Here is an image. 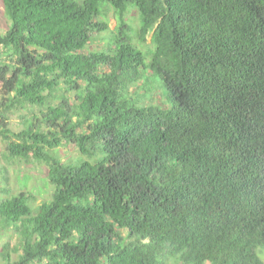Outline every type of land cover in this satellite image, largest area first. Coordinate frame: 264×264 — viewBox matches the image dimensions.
I'll return each mask as SVG.
<instances>
[{"label":"trees","instance_id":"trees-1","mask_svg":"<svg viewBox=\"0 0 264 264\" xmlns=\"http://www.w3.org/2000/svg\"><path fill=\"white\" fill-rule=\"evenodd\" d=\"M2 3L0 138L54 187L36 213L0 200L20 235L5 264H264V0ZM108 7L119 24L88 49Z\"/></svg>","mask_w":264,"mask_h":264},{"label":"rangeland","instance_id":"rangeland-1","mask_svg":"<svg viewBox=\"0 0 264 264\" xmlns=\"http://www.w3.org/2000/svg\"><path fill=\"white\" fill-rule=\"evenodd\" d=\"M100 16L107 21L108 29L97 32L92 39L88 49L105 48L109 37L116 30L119 21L114 8L108 7ZM125 20L133 27L132 40L133 42L146 49L151 43V34L148 35L146 41H142L136 30L139 29L141 21L136 9H131L125 14ZM8 19L5 16L4 6L0 0V30L3 32L7 29ZM3 95V84L0 80V98ZM27 110L23 108H15L9 114V124L11 129L19 131L26 127L24 115ZM59 155L64 160L74 159L79 155V149L72 143L63 144L58 148ZM49 166L46 162L35 160L25 161L23 159H13L8 155L6 142L0 138V200L12 195H17L21 192H28L31 196V205L34 207V212L45 201L51 199L54 187L51 185L48 177ZM3 188L7 192L1 191ZM20 243V235L15 229L3 227L0 219V264H5L7 261L2 255L3 251H8L11 254V260L18 258L17 246ZM264 260V252L261 253ZM165 264H182L176 262L174 257H169ZM205 264H210L206 262Z\"/></svg>","mask_w":264,"mask_h":264},{"label":"clouds","instance_id":"clouds-1","mask_svg":"<svg viewBox=\"0 0 264 264\" xmlns=\"http://www.w3.org/2000/svg\"><path fill=\"white\" fill-rule=\"evenodd\" d=\"M151 34V33H150ZM152 36V35H151ZM261 258H262V256H261ZM264 261V260H263Z\"/></svg>","mask_w":264,"mask_h":264}]
</instances>
